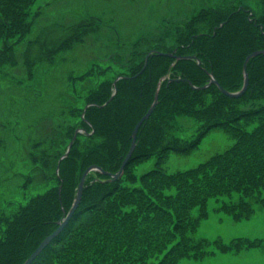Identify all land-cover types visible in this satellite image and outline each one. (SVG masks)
Segmentation results:
<instances>
[{"label": "trees", "instance_id": "trees-1", "mask_svg": "<svg viewBox=\"0 0 264 264\" xmlns=\"http://www.w3.org/2000/svg\"><path fill=\"white\" fill-rule=\"evenodd\" d=\"M29 2L0 0L2 38L26 32L30 22L24 7ZM99 22L91 15L70 26L69 36L55 52L73 47L83 32H96ZM160 37L165 41L149 42L147 47L137 40L110 52L106 63L92 62L71 76L83 81L91 77L93 85L77 95L81 106H69V114L78 118L65 126L59 123L50 144L37 141L29 152L38 178L49 184L10 213L1 210L0 264H23L58 227L88 165L118 170L132 129L153 101L159 83L158 101L139 127L122 176L110 179L100 169H91L79 205L30 264H176L182 257L198 258L216 250L264 249L262 237L194 236L201 218L208 215L211 196H226L219 207L235 219L251 216L256 204L264 206V54L248 60L249 83L241 95L229 96L215 83L207 84L213 72L227 89L241 87L245 56L264 47V0L258 13L247 5L202 7ZM151 48L194 56L154 52L145 63ZM178 115L197 120L193 135L174 132ZM79 127L83 131L60 159L67 149L66 138L70 140ZM213 127H221L234 141L193 166L164 168L170 150L190 152ZM152 155H156L154 166L137 175L135 162ZM33 179L28 173L23 186Z\"/></svg>", "mask_w": 264, "mask_h": 264}, {"label": "rangeland", "instance_id": "rangeland-1", "mask_svg": "<svg viewBox=\"0 0 264 264\" xmlns=\"http://www.w3.org/2000/svg\"><path fill=\"white\" fill-rule=\"evenodd\" d=\"M217 4L232 8L247 5L258 13L262 0H31L25 5L30 22L26 32H14L9 38H2L5 33L0 35V212L10 213L19 202L49 184L38 178L29 152L37 141L42 146L50 144L59 123L65 126L78 118L69 114V106L82 105L77 95L93 81L91 77L73 80L72 75L84 71L92 62L106 63L104 58L110 52L137 40L142 47L156 40L165 41L160 37L165 29H172L178 20L202 7ZM91 15L100 19L97 31L83 32L73 47L55 52L60 41L69 36V27ZM174 124V132L189 137L198 122L191 116L178 115ZM68 139L67 146L71 138ZM233 141V136L221 127H213L190 152L170 150L163 166L167 171L193 166ZM155 160L156 155L139 158L135 173L140 175L151 168ZM28 173L34 179L23 186ZM225 198L209 197L208 215L201 218L194 236L211 240L264 238V206L256 204L251 216L235 219L219 207ZM193 211L197 213L198 207ZM263 263L264 249L255 246L238 251L216 250L198 258L182 257L176 264Z\"/></svg>", "mask_w": 264, "mask_h": 264}, {"label": "water", "instance_id": "water-1", "mask_svg": "<svg viewBox=\"0 0 264 264\" xmlns=\"http://www.w3.org/2000/svg\"><path fill=\"white\" fill-rule=\"evenodd\" d=\"M222 24V23H221ZM154 52H158V53H164V54H169V55H174L176 58H180V57H186V58H190V57H193L194 55L193 54H176L175 51H163L161 49H156V48H151L147 54H146V59H145V63L147 61V58L149 56L150 53H154ZM259 53H263L264 54V47L262 48H257V49H254L252 51H250L249 53H247V55L245 56V59L243 61V84L241 85V87L239 89H236V90H229L227 89L226 87H224L220 81L214 76L213 72H210V79L209 81L207 82V84H211V83H215L219 89L229 95V96H239L241 95L247 88L248 86V83H249V72L247 70V63H248V60L255 56L256 54H259ZM198 62H200V60L198 59ZM118 78V77H117ZM116 78V79H117ZM116 79L114 80V83L116 82ZM190 83L193 85V86H196L194 85L191 81ZM160 84V83H159ZM158 84L157 86V89L155 91V95H154V98H153V101L151 102L150 106L148 107V109L141 115V117L137 120V122L135 123L133 129H132V132H131V143H130V146L128 148V151L126 153V155L124 156L123 158V161L120 165V167L118 168L117 171L115 172H111V171H107V170H104L101 166L99 165H96V164H91V165H88L82 172L81 174V177H80V180L78 182V186H77V191H76V194H75V197H74V200H73V203L71 205V207L69 208V210L67 212H64V216H63V219L59 221V225L56 229H54L51 233H49L48 235H46L42 240L41 242L37 245V247L31 252V254L25 259V261L23 262V264H30L31 261L33 260V258L44 248V246L51 240V238L56 234L58 233L62 228L63 226L66 224V222L68 221L69 217L72 215V213L75 211V209L77 208V206L79 205V202L81 200V196H82V192H83V187H84V182H85V178H86V175L87 173L91 170V169H100L103 173H107L109 174V178L110 179H116L118 177H120L124 171V168H125V165L127 163V161L129 160V157L131 155V153L133 152L134 148H135V145H136V142H137V133H138V130H139V127L140 125L150 116V114L152 113V111L154 110L155 108V105L158 101V93H159V87L160 85ZM204 86V85H202ZM116 88H114V91L113 93L115 92ZM107 102V101H106ZM105 102V103H106ZM104 104V103H103ZM88 105V104H87ZM86 105V106H87ZM79 130H82L80 128H77L75 130V133L73 135V137L71 138V140L69 141L68 143V146H67V149H66V152L64 153V155H67L69 150H70V147L78 133ZM58 169V167H57Z\"/></svg>", "mask_w": 264, "mask_h": 264}]
</instances>
